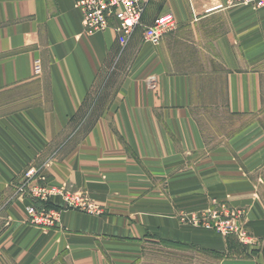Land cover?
<instances>
[{"label": "crops", "instance_id": "1", "mask_svg": "<svg viewBox=\"0 0 264 264\" xmlns=\"http://www.w3.org/2000/svg\"><path fill=\"white\" fill-rule=\"evenodd\" d=\"M76 2L0 0V246L10 263L140 264L149 242L228 253V239L179 219L224 203L245 210L260 249L264 8L152 0L126 36L114 19L88 34ZM165 13L177 29L153 46L145 31ZM28 173L32 185L88 192L102 213L61 197L37 208L18 196ZM31 206L54 213V227L28 224ZM233 261L220 264H254Z\"/></svg>", "mask_w": 264, "mask_h": 264}, {"label": "rangeland", "instance_id": "2", "mask_svg": "<svg viewBox=\"0 0 264 264\" xmlns=\"http://www.w3.org/2000/svg\"><path fill=\"white\" fill-rule=\"evenodd\" d=\"M226 1L228 3V6L245 5V6L254 7L256 9L264 8V6L260 7V6H257L255 3H250V2L246 3L245 1H242V0H237V1L226 0ZM101 109H102V104L98 106L97 110H95V112L89 119L84 120L82 127L79 129L76 135L77 139H80L85 135V133L92 126V123L94 122L95 117L97 116V112L100 113ZM44 183H46L45 185H47L49 182L45 179ZM20 186L21 185H19V187ZM60 188L66 192L71 193L76 203H78L77 199L83 200L84 203H86L85 207H79L78 205V207L76 208L77 211L89 213L88 211L90 209V206L88 205H92L94 209H96V211L93 213H89V214H93V215L99 214L100 215L102 213L103 209L101 205L88 192L74 191L70 189L68 186H60ZM18 196L20 198L27 199L26 196H23L20 193H18ZM28 199L32 201L31 198H28ZM33 201H37V200H33ZM230 209H233V208H230L228 205L224 203L218 206L217 209L211 208V209H207L206 211H200L197 213L195 212L191 214H181L179 216V219L183 224H187L191 227H195V228H199L203 230L212 231L216 233L217 235L223 237L225 240L230 239L231 240L230 243H232L233 246L234 245L236 246L237 244L242 245L247 250L246 256L243 255V256L236 257V255H234V254H237L239 250H241L242 247H240V249L234 247V250L236 251L232 252L228 250V253L225 252L223 254L217 255V254L210 253L209 251L205 249H199L197 247H187V246H181V245L164 243V242H149V244L144 248L143 261L140 264H220V261H223V262L230 261V260L235 261L241 258L251 259L254 264H264V258H263L264 257V244L260 246V249L259 248L254 249L253 245L250 247H247L246 245L242 244L237 237H228V236H225V234L223 233V229H225L227 226L231 228L233 224L226 223L223 225L224 228H221V229L216 226L215 221L217 222L221 218L222 220H227V216L230 215V213L226 215L227 213H225V211L227 210L231 211ZM46 210L47 209H42V210L38 209L36 218L33 219L29 216L30 218L28 220V224L35 226V227H42L45 229L53 228L55 221L51 219V216L48 213L49 211L48 210L46 211ZM221 210L224 211L223 213L224 215H222ZM217 211L220 212L219 215L221 218H218L219 220L215 219L214 217ZM28 213H29V210H28ZM233 217H234V221L232 220V223H235V225L237 226L239 222V224L242 225L241 226V228H243L242 234L244 235L246 233V235L248 236L246 240H252L253 244L258 246L259 245L258 240L255 238V236L250 232L249 228L247 227L246 222H247L248 216L245 210L244 212H241L239 214L236 213L235 216ZM4 225H5L4 222L0 223V234H1V231L4 229ZM6 251L7 250L4 247L2 248V246H0V264H12L10 263V257L8 253H6ZM253 252L254 253L256 252L255 255L253 254ZM229 264H232V262H230Z\"/></svg>", "mask_w": 264, "mask_h": 264}, {"label": "built area", "instance_id": "3", "mask_svg": "<svg viewBox=\"0 0 264 264\" xmlns=\"http://www.w3.org/2000/svg\"><path fill=\"white\" fill-rule=\"evenodd\" d=\"M152 0H77L76 5L82 13L83 23L85 30L88 34H95L98 32L105 31L110 27L111 19L117 21V30L123 35L129 36L136 27L141 25L142 18L146 12L147 6ZM230 1V0H229ZM237 1V0H231ZM246 3H255L257 6H264V0H242ZM177 29V22L172 13H165L160 15L154 22V24L148 27L145 31L144 40L153 46H159L162 38L169 32L175 31ZM33 178V174H27V181H25L19 187L18 193L32 200H37L41 202H50L57 197L63 198L68 207L76 209L79 207H85L86 203L83 200L77 199L76 203L74 197L71 193L64 191L60 187L54 185H45V179H40L42 183L32 185L29 180ZM90 206L89 213L96 211L92 205ZM31 218H36L38 210L31 206L28 208ZM225 213L228 215L227 220H222L219 213L216 212L215 219L221 218L219 221H215L217 227L224 228L223 225L226 223H231L233 226L226 227L223 229V233L228 237H237L239 241L250 247L253 244L252 240H246L248 236L246 233L243 235L241 228L242 225L236 226L234 217L236 213L244 212L242 209H230ZM47 211V210H46ZM53 221H57L56 215L54 213L48 212ZM222 215L224 211L221 210ZM255 243V242H254Z\"/></svg>", "mask_w": 264, "mask_h": 264}, {"label": "trees", "instance_id": "4", "mask_svg": "<svg viewBox=\"0 0 264 264\" xmlns=\"http://www.w3.org/2000/svg\"><path fill=\"white\" fill-rule=\"evenodd\" d=\"M53 201H50V202H48V203H45L46 205H44L45 206V208H48V209H50L51 207H52V205H51V203H52ZM42 204H40V202H35V206L37 207V208H41L42 206H41ZM231 242V240L230 239H228V250L229 251H236V250H234V247L235 248H239L240 249V247H242L241 248V250H239V252L237 253V254H234V255H236V257H239V256H243V255H245L246 256V254H247V250L242 246V245H232V243H230ZM256 253V252H255ZM255 253L253 252V254L255 255Z\"/></svg>", "mask_w": 264, "mask_h": 264}]
</instances>
